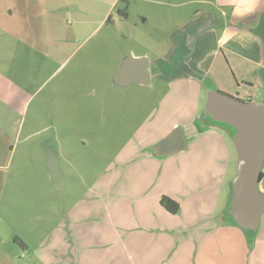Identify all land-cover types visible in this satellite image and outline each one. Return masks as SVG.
Here are the masks:
<instances>
[{"label": "rangeland", "instance_id": "obj_1", "mask_svg": "<svg viewBox=\"0 0 264 264\" xmlns=\"http://www.w3.org/2000/svg\"><path fill=\"white\" fill-rule=\"evenodd\" d=\"M182 1L0 0V264L126 255L127 240L139 232L137 200L163 167L173 168L151 160L147 148L192 119L199 128L185 137L186 151L170 157L185 159L189 181L199 173L204 202L218 188L222 213L236 154L226 135L200 129L205 87L187 78L152 77L123 89L112 82L124 58L162 57L168 33L207 7ZM223 78L220 92L244 99L246 91L264 102L261 86L236 89L241 82L229 69ZM46 140L56 146L60 177L45 168ZM200 156L208 171L199 169ZM189 215L197 216L179 208L173 221H192Z\"/></svg>", "mask_w": 264, "mask_h": 264}, {"label": "crops", "instance_id": "obj_2", "mask_svg": "<svg viewBox=\"0 0 264 264\" xmlns=\"http://www.w3.org/2000/svg\"><path fill=\"white\" fill-rule=\"evenodd\" d=\"M192 3L205 4L207 7L204 10L193 12L183 23L175 26L168 33L169 46L162 57L151 61L145 57H134L147 60L149 83L152 77L158 79L187 78L203 85L206 93L209 87L219 91L217 85L226 86L223 72L229 69L241 82V84L236 82V89L253 88L257 84L261 86L264 100V0H183L178 5ZM132 84L135 83L122 88ZM228 85L232 89L231 85ZM245 92H242L246 97L244 99L233 97L241 101L253 100ZM165 117L163 127L168 129L167 122L170 124L171 119L170 116ZM174 125L168 130L172 131ZM200 126L204 134L220 132L226 135L233 144L230 133L225 128L203 122ZM160 127L161 125H159V130H161ZM181 127L183 129L180 132L185 142V137L195 133L198 125H195L192 119ZM161 139L162 137L159 140ZM49 141L42 143L44 151L51 146ZM54 147L56 150L55 144ZM149 148L147 152L152 157L151 160H166L163 166L169 165L173 168L163 170V167L159 179L152 184L149 183L150 190L142 192L144 193L142 201L137 200L135 204L136 227L139 232L127 240L129 249L127 254L101 258H94V256L90 258L93 260L89 261L90 264H264V212L261 215L259 227L252 237L247 236L246 233L244 235V232L226 214L229 183L234 176L227 177V193L220 208L222 209L220 214L216 211L215 205L218 188L207 192L208 201L204 202L206 192L195 188L194 178H197L199 173L194 170L191 174L194 178L189 181L190 174L185 168V159L170 157L185 152L187 147L184 151L161 158L152 155ZM199 158L201 160L199 169L208 171L211 163H203V156ZM262 174L259 190L261 189L260 192L264 194V164ZM167 187H174L175 191L170 192L169 188L165 190ZM203 194L205 197L201 198ZM162 196L178 202L180 213L187 209L197 216L189 215L192 221L188 222L173 221L178 218V212L175 215L166 212L160 206ZM210 202L211 205H208ZM156 208L164 214V216L161 215L162 222L157 223ZM156 232L157 234L151 236V233Z\"/></svg>", "mask_w": 264, "mask_h": 264}, {"label": "water", "instance_id": "obj_3", "mask_svg": "<svg viewBox=\"0 0 264 264\" xmlns=\"http://www.w3.org/2000/svg\"><path fill=\"white\" fill-rule=\"evenodd\" d=\"M112 82L120 87L130 83L148 84L147 60L125 58ZM201 115L204 118L202 122L223 127L230 133L236 150V172L229 183L226 214L242 232L252 237L264 212V194L258 187L264 164V103L241 101L209 87ZM185 148L180 129L175 127L149 151L161 158ZM44 165L51 178L61 176L54 146L47 147Z\"/></svg>", "mask_w": 264, "mask_h": 264}, {"label": "trees", "instance_id": "obj_4", "mask_svg": "<svg viewBox=\"0 0 264 264\" xmlns=\"http://www.w3.org/2000/svg\"><path fill=\"white\" fill-rule=\"evenodd\" d=\"M120 15L123 17V18H126L127 14L125 11H122L120 12ZM109 20V17L108 19ZM263 177V174L261 173V178L262 179ZM160 206L166 211L168 212L169 214H173L175 215L178 211H179V204L178 202H176L175 200H172L171 198L169 197H166V196H162L160 198ZM230 218V217H229Z\"/></svg>", "mask_w": 264, "mask_h": 264}, {"label": "flooded vegetation", "instance_id": "obj_5", "mask_svg": "<svg viewBox=\"0 0 264 264\" xmlns=\"http://www.w3.org/2000/svg\"><path fill=\"white\" fill-rule=\"evenodd\" d=\"M134 57H135L134 55H133V56H128V58H134ZM124 59H125V58H124ZM124 59H123V60H124ZM121 63H122V62H121ZM120 65H121V64H120ZM114 86H116V85H114ZM116 87L123 89V88L120 87V86H116ZM49 142H50L51 146H54L52 140H50Z\"/></svg>", "mask_w": 264, "mask_h": 264}]
</instances>
